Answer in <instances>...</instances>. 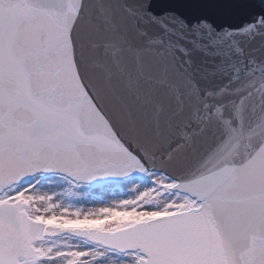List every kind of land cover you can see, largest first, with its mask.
Segmentation results:
<instances>
[{
  "label": "snow or ice",
  "instance_id": "6c2138e0",
  "mask_svg": "<svg viewBox=\"0 0 264 264\" xmlns=\"http://www.w3.org/2000/svg\"><path fill=\"white\" fill-rule=\"evenodd\" d=\"M0 264H264V0H0Z\"/></svg>",
  "mask_w": 264,
  "mask_h": 264
}]
</instances>
